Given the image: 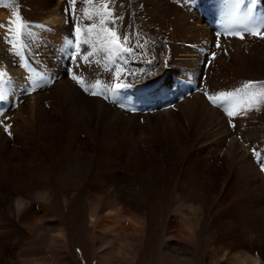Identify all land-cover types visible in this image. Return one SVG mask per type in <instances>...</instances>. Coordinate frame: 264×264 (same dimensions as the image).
Segmentation results:
<instances>
[{
	"label": "bare ground",
	"instance_id": "obj_1",
	"mask_svg": "<svg viewBox=\"0 0 264 264\" xmlns=\"http://www.w3.org/2000/svg\"><path fill=\"white\" fill-rule=\"evenodd\" d=\"M106 3L123 17L118 30L130 35L131 55L102 50ZM249 7L250 0L238 11L232 0H0L6 259L28 243L59 255L67 246L71 255V243L86 259L95 252L97 264H115L144 258L161 228L168 262L264 264V94L220 106L204 94L264 81V39L244 30L264 20V0L246 19ZM17 15L30 33L21 28L20 50L9 43ZM73 73L100 85L86 92ZM118 82L131 86L113 96L107 89ZM144 84L146 91L134 90ZM84 202L91 244L69 216Z\"/></svg>",
	"mask_w": 264,
	"mask_h": 264
},
{
	"label": "snow or ice",
	"instance_id": "obj_2",
	"mask_svg": "<svg viewBox=\"0 0 264 264\" xmlns=\"http://www.w3.org/2000/svg\"><path fill=\"white\" fill-rule=\"evenodd\" d=\"M87 3H91V0H86ZM245 0H232L233 3V9L234 11H238L240 6L243 5ZM251 7H249L248 12L245 16L246 19H250L252 15V7L255 6L256 0H250ZM70 5L75 4V0H69ZM66 12H68V9H65ZM85 15L89 20L93 19L91 15L87 13V10H85ZM123 20L122 16L114 15L113 10L109 8L108 4L106 3L104 5V13L103 15L99 16V24L101 26L106 24H111V27H102V31L106 33L105 41L102 46V50L105 51L108 54L109 58L118 56L122 53H128L131 55V53L134 51L133 47L129 43L130 41V35L125 33L123 36H121V33L119 32V22ZM9 23H13L10 21ZM40 27H43L41 25ZM96 27V24H92L89 27V32H91L92 28ZM21 28L24 29L25 35H28L27 29L28 25H21L20 24V17L19 15L16 16V32L14 40L10 39L9 43L13 44V47L17 48V50H20L22 48V44L20 43V36H21ZM264 28V20L259 22L258 24H253L251 27H248L245 25L244 30L247 31L249 34L254 36H259L260 38L264 39V32H261V29ZM81 29L77 26L76 27V33L79 35ZM233 35H239L241 39H243L242 33H231ZM69 45L72 44V41H68ZM77 48H79V44L76 45ZM219 47V44L217 45ZM91 55V53H89ZM87 59V57H85ZM122 69L117 68L115 69V78L119 80L120 72ZM3 73H0V76H2ZM71 79L77 82L83 88L86 92L90 89H96L100 85V81L96 80L95 83L87 85L85 84V80L80 75H76L75 73L71 74ZM130 84H124V83H116L114 87H110L107 89L108 92H111L113 96H118L119 91L130 87ZM256 90V91H252ZM244 94L247 96H252L253 98L260 96L261 94H264V81H246L241 88L236 89L234 92H219L216 94H209L207 91H205V95L207 96V99L209 102H211L214 106H220L224 101H230L237 98L238 94ZM91 95H104L103 93H100L98 91H91ZM3 88L0 87V101H3L5 99ZM105 99H108L107 95H104ZM114 103L117 102L116 100L113 101ZM121 107L124 105L121 104ZM225 113L229 117H234L237 113L234 110H230L228 107H225L224 109ZM235 127V125H233ZM10 128V125H5V131H8ZM10 134V133H9Z\"/></svg>",
	"mask_w": 264,
	"mask_h": 264
},
{
	"label": "rangeland",
	"instance_id": "obj_3",
	"mask_svg": "<svg viewBox=\"0 0 264 264\" xmlns=\"http://www.w3.org/2000/svg\"><path fill=\"white\" fill-rule=\"evenodd\" d=\"M88 210H89L88 205L86 202H84V208L80 210H77V209L71 210L69 213V216H71L70 219H72L71 225H72V228L74 229V233L77 234L79 237L81 235H84L86 242L87 243L90 242L91 244L89 237L85 235V233H83V227L86 224V217H87ZM157 234H158V237L156 235V237H154L152 241L145 242L144 245L147 247L146 248L147 253L144 256V258H142V256H139V255L137 256V253L135 257H131L130 259H127L125 262L119 259L112 258L115 264H199V261L197 259L195 260L178 259L177 261L175 260L171 262L170 261L168 262L165 259H163V257L161 256V252L159 250V246L162 243V236H161L162 229L161 228L157 229ZM48 245L49 244H47L44 247V245H42L41 243L25 244L24 247H21L22 249L18 248L16 250V252L18 253L17 257L15 260H12V261L6 259L3 256L2 251L0 250V264H36V262L33 263V260H32L33 258L34 259L41 258L39 264H62L63 262L61 263V261L58 258L63 259L65 257L69 258L67 259V261L68 260L70 261L69 264H97L98 262L96 261L97 258H96L95 252L91 260L89 258L86 259L79 253V250L77 248L72 247L71 243H70V247L73 250L71 255L69 253V249L67 246L62 248L63 249L61 253L62 255L61 254L59 255V254H55L56 250L55 249L51 250V248L49 247L50 245L49 246ZM48 248H50V250H48ZM104 261H106V257L104 258ZM200 264H203V263H200Z\"/></svg>",
	"mask_w": 264,
	"mask_h": 264
}]
</instances>
